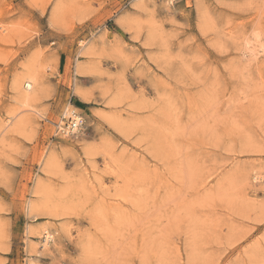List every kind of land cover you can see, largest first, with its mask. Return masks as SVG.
Instances as JSON below:
<instances>
[{"label": "rangeland", "instance_id": "374dc122", "mask_svg": "<svg viewBox=\"0 0 264 264\" xmlns=\"http://www.w3.org/2000/svg\"><path fill=\"white\" fill-rule=\"evenodd\" d=\"M0 264H264V0H0Z\"/></svg>", "mask_w": 264, "mask_h": 264}, {"label": "built area", "instance_id": "2783aa9c", "mask_svg": "<svg viewBox=\"0 0 264 264\" xmlns=\"http://www.w3.org/2000/svg\"><path fill=\"white\" fill-rule=\"evenodd\" d=\"M170 3L175 2V0H169ZM73 96L70 94L69 99L65 105V108L61 112L58 124H55L56 128L67 136H76L80 134L85 128V119L79 114L75 113L72 108L73 102L71 99Z\"/></svg>", "mask_w": 264, "mask_h": 264}, {"label": "bare ground", "instance_id": "6f19581e", "mask_svg": "<svg viewBox=\"0 0 264 264\" xmlns=\"http://www.w3.org/2000/svg\"><path fill=\"white\" fill-rule=\"evenodd\" d=\"M33 73V72H31ZM33 84H34V78L33 76L30 74L29 76H26L25 77V82L23 84V88L25 89V93L22 94V98L24 100H28L30 98L29 94L30 92L32 91V88H33ZM36 208H34V211H35ZM41 230V229H40ZM44 231V243L40 246L41 248H45L47 246V244H49L48 242H50L52 240V234H50L46 228L42 229ZM38 231V229H37ZM36 231V232H37ZM38 233V232H37ZM36 233V234H37ZM52 242V241H51Z\"/></svg>", "mask_w": 264, "mask_h": 264}]
</instances>
